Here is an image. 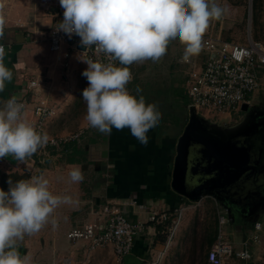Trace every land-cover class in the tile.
<instances>
[{"label":"crops","instance_id":"1","mask_svg":"<svg viewBox=\"0 0 264 264\" xmlns=\"http://www.w3.org/2000/svg\"><path fill=\"white\" fill-rule=\"evenodd\" d=\"M226 4L225 2L224 6ZM4 5L5 34L0 42L5 45V66L12 71L13 76L11 82H6L4 91L0 92V108L13 96L16 99L25 98L27 106L23 109V118L33 125L34 104L37 100H44L56 111L47 121V135L78 134L82 131L80 127L88 125L85 120L86 104L82 100V91L88 86L86 77L82 75L87 64L83 61L85 58L80 49H75L68 43L63 44L59 51L50 49L49 29L63 19L59 0H4ZM226 25L221 21L218 23L217 20H210L206 33L222 36L221 31ZM175 46L179 48V54L172 57L174 62L180 59L179 56L183 54L185 47L179 40L171 41V48L167 50V54H170L168 58L171 57ZM186 64L185 72L188 73V78L190 68L189 64ZM145 65L147 64L143 62L129 66L133 78L136 73L146 71ZM177 72L182 74L181 69ZM30 80H36L40 84L37 90L29 87L27 81ZM132 80L126 86L129 92L130 85L134 82ZM189 102L190 99L184 103L187 115ZM146 103L161 107L164 102L150 100ZM180 103L183 108L182 99ZM184 117H176L166 127V123H158L147 133L146 145H142L133 137L128 128L121 131L113 128L110 135L95 132L84 145L79 137H76L59 148L42 152L37 150L23 162L16 160L12 155L0 158V170L25 174L26 179L43 175L49 181V190L54 195L71 198L69 203L61 204L55 209L41 230L30 235L25 234L23 240H17L21 255H27L30 264H58V256L62 250L76 257L75 244L85 241L88 244L86 255L101 252L105 247L112 249L116 257L113 244L93 247L90 240H73L67 235L70 229L87 223L104 224L107 216L102 212L103 206L112 202L119 204L130 220L146 222V228L136 236L131 252L122 258V262L117 261L118 264H140L142 257L149 252L150 242L147 239H151V243H158L159 241H155L156 236L168 232L166 221L148 220L149 210L166 212L168 217L177 214L181 207L185 210L183 204L187 198L176 193L171 186L175 144L188 122V117L186 116L185 120ZM159 127L160 131L157 129ZM99 157L105 158L102 162L106 165H99ZM38 159L42 162H38ZM107 165L113 169L114 177L111 180L102 172ZM74 166L81 168L84 176L82 182L70 181L68 173ZM92 166L97 176H88ZM158 225H165L166 228H160ZM245 235L244 233L241 237ZM252 245L255 246L249 264H264V241L262 244ZM160 253L161 251L158 253L157 250L155 257L157 254L159 257ZM156 258L154 259L157 260Z\"/></svg>","mask_w":264,"mask_h":264},{"label":"clouds","instance_id":"2","mask_svg":"<svg viewBox=\"0 0 264 264\" xmlns=\"http://www.w3.org/2000/svg\"><path fill=\"white\" fill-rule=\"evenodd\" d=\"M59 4L63 20L56 30L70 38L79 36L87 50L95 46L96 52L104 53L110 61L83 60L87 68L82 75L88 86L82 91V100L88 125L106 135L113 128H128L146 145L147 133L158 125L161 113L142 95L130 94L126 87L133 79L129 66L159 61L173 40L185 46L182 62H189L201 52L210 20L221 19L224 9L214 0H59ZM4 6L0 0V39L5 34ZM5 56V47L0 44V92L13 76L5 66ZM141 91L137 87L136 92ZM23 109L15 96L0 108V158L12 155L23 162L48 142L46 133H38L23 118ZM68 175L73 183L84 179L78 166ZM8 184L7 191L0 188V264H30V258L18 251L17 240L41 230L55 209L71 198L54 195L43 175L15 183L9 180Z\"/></svg>","mask_w":264,"mask_h":264},{"label":"built area","instance_id":"3","mask_svg":"<svg viewBox=\"0 0 264 264\" xmlns=\"http://www.w3.org/2000/svg\"><path fill=\"white\" fill-rule=\"evenodd\" d=\"M60 11L63 16L64 10L61 6ZM57 24L49 29V45L52 51H59L63 44L68 43L71 47L80 49L85 60L110 62L104 53L96 52L95 46L87 50L85 46L81 45L79 36L73 34L70 38L63 31H57ZM0 44L3 43L0 42ZM115 63L120 66L118 62ZM187 63L190 68L187 78V91L190 99L188 106H193L197 113L202 108L215 112L242 110L243 103L250 104L254 94L261 88L257 70L264 67V41L254 39L250 31L247 43L228 40L222 36H214L205 32L202 38L201 52L199 55L191 57ZM39 85L36 80H31L29 83V87L36 90ZM17 102L22 103L24 108L27 106L25 98H17ZM33 112L35 121L32 126L38 133H46L47 121L55 114V109L47 105L44 100H37ZM78 135L79 133L70 136L47 135V144L39 149L47 150L59 147ZM130 202L134 203V201ZM183 209L179 208L177 215H181ZM102 212L107 216L104 224L87 223L84 226L70 229L67 235L73 240L80 238L90 240L93 247L113 244L116 257L119 262H122V258L133 249L136 236L146 228V222L130 220L123 213L119 204L112 202L104 204ZM218 217V233L214 243L207 250L208 264H249L253 258L249 246L262 244L264 241L263 234H261V231L264 230L262 221H255L252 229L238 241L228 238L223 232L222 225L227 221L224 212L218 211ZM167 219L166 212L149 210V221L158 222L167 221ZM178 222L179 217L172 218L171 225L167 228L171 234L168 235L166 246L171 242ZM257 224L260 225L259 228L256 227ZM144 264H156V261Z\"/></svg>","mask_w":264,"mask_h":264},{"label":"rangeland","instance_id":"4","mask_svg":"<svg viewBox=\"0 0 264 264\" xmlns=\"http://www.w3.org/2000/svg\"><path fill=\"white\" fill-rule=\"evenodd\" d=\"M214 2L222 9H224L222 18L217 20L218 23L221 21L222 23L227 24L226 28L221 31L223 37L241 43H247L249 31H251V34L254 36V38L264 41V0H214ZM225 2L227 4L224 6ZM170 46L171 42L169 43L168 48H171ZM178 51L179 48L175 46L170 58H168L170 54L166 53V55L163 56L157 63L151 60H147L146 62H144V64L148 65V67L147 65L144 66V68H146V71L142 70L140 71V73L138 72L139 74L136 73L133 78L134 82L130 85V94H132L133 96L139 98V96L142 95L145 98V101L160 100L164 102L161 107H158V110L161 113V119L159 123H166L164 125L165 127L168 125V123H172L174 119H176V117H182V119L185 115L188 117L184 106V103L189 100V94L187 91L188 73L185 72L187 71L185 68L187 64L181 61V57L183 56V54L179 56L180 59L176 60V62L172 60V57L178 56ZM179 66H181V68ZM180 69L182 71L181 75L179 74V72H177V70ZM257 71L259 74V82L261 88L254 94V98L252 99L251 103L259 101V103H264V67L259 68ZM140 74H142L141 77ZM180 77H182V79H180ZM30 81H27L28 85ZM137 87L142 90L140 93L136 92ZM181 99L184 109L181 107ZM251 103L249 107L250 109H252ZM245 112L246 111H243L241 109L225 112H215L205 108L199 110V114L201 116L218 126L221 130L232 128L230 125H233L235 123L234 120L241 119L243 117V115L241 114ZM186 116L184 117V120ZM79 129H82V131L79 132L78 135L79 140L83 142L82 145L87 143L85 141L89 139L90 135L92 137L95 132L96 134L97 132L99 133L97 129H94L89 125L82 126ZM157 129L159 131L161 130L160 127ZM71 134H66L64 136H70ZM175 145H177V142ZM38 151L42 152L44 150L38 149ZM99 159V165H106L102 162V160L105 158L99 157ZM39 161L42 162L41 159H38V162ZM46 165H48V162L46 163ZM105 167L106 168H103L102 172L104 173V175L106 174L107 179L111 180L114 177L113 169L112 167H110V165H107ZM87 174L88 176H90L91 174L92 177H94L95 174L96 176L98 175L93 166L90 168ZM184 201L185 202L183 206L185 207V210H183L181 215L174 214L175 216H173L174 218L179 217V222L172 234L171 242H169L166 246L165 240H167L168 235L171 234L169 231L166 232V236L162 234L156 236L155 241H159V244L151 243V239H147V241L150 242L149 252L145 253V255L142 257L143 260L141 261V263L139 262L140 264H144L146 262L151 263L153 261H156V264H206L205 252L209 247H211L208 243V240L210 234L213 232V229H215V221L217 218H219V209L224 212V216L227 220L222 225V229L224 234L228 238L239 240L242 238V234L247 232V227L245 231L237 230L236 225H234V223L230 221V214H226L225 208L222 205H218V203L216 202L217 199L210 195H206L197 201H192L189 199H184ZM257 218L262 221V224L264 226V209L261 212L260 216ZM261 234L264 235V230L261 231ZM87 245L88 244L85 241H78L75 244L74 249L76 251V257L72 256L71 254L69 255L68 252L62 250L58 256L57 263L118 264V260H116L117 258L115 257L112 249H106L105 247H103L101 252L96 251L92 252L91 255L90 253L86 255ZM253 246L255 245L249 246L251 251L253 249ZM157 250L158 253L160 251L161 253L159 257L157 254L156 258L155 254ZM153 256L157 260H155ZM72 259H74V261L71 262Z\"/></svg>","mask_w":264,"mask_h":264},{"label":"water","instance_id":"5","mask_svg":"<svg viewBox=\"0 0 264 264\" xmlns=\"http://www.w3.org/2000/svg\"><path fill=\"white\" fill-rule=\"evenodd\" d=\"M80 48H84L79 46ZM250 104L243 103L248 111ZM188 122L177 140L172 171V189L189 200L206 195L218 199L217 191L246 170L247 150L234 142L232 128L221 130L188 106Z\"/></svg>","mask_w":264,"mask_h":264},{"label":"flooded vegetation","instance_id":"6","mask_svg":"<svg viewBox=\"0 0 264 264\" xmlns=\"http://www.w3.org/2000/svg\"><path fill=\"white\" fill-rule=\"evenodd\" d=\"M259 102L251 103L252 109L230 125L234 127L233 142L247 150V162L241 167L245 166L246 171L217 191L218 205L230 214L237 230L245 231L247 227V232L264 209V103Z\"/></svg>","mask_w":264,"mask_h":264},{"label":"trees","instance_id":"7","mask_svg":"<svg viewBox=\"0 0 264 264\" xmlns=\"http://www.w3.org/2000/svg\"><path fill=\"white\" fill-rule=\"evenodd\" d=\"M22 179H26L24 174H20V173H17V172L7 173L5 171L0 170V188L4 189L5 191H7L8 188H9V184H8L9 180H11L13 183H15L16 181L22 180ZM173 216H175V215H170L168 217L165 225L169 226L171 224V219L174 218ZM165 225H158V226L160 228H161V226H162V228H164ZM217 233H218V218L215 221V229H213V232L209 236L208 243H209L210 246L214 243V241L216 239V236H217ZM207 250L205 252L206 264H208L207 259H206Z\"/></svg>","mask_w":264,"mask_h":264}]
</instances>
